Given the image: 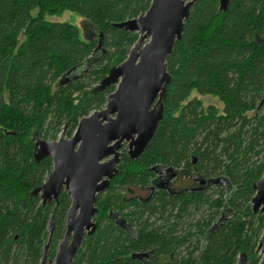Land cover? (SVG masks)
Here are the masks:
<instances>
[{
	"label": "trees",
	"instance_id": "1",
	"mask_svg": "<svg viewBox=\"0 0 264 264\" xmlns=\"http://www.w3.org/2000/svg\"><path fill=\"white\" fill-rule=\"evenodd\" d=\"M151 3L0 0V264H40L51 217L48 254L55 258L71 202L64 191L48 206L30 197L53 170L50 159L35 162L33 139L55 141L65 128L71 138L82 118L105 108L116 87L100 84L139 39L113 25L138 18ZM65 12L84 18L94 37L83 41L76 26L47 19ZM167 71L163 121L138 160L122 150L118 174L98 197L97 230L74 264H159L131 256L147 251L169 264H238L241 255L260 263L264 215H254L251 202L264 176V0H232L226 12L219 0H198ZM207 97L222 109L205 107ZM194 167L210 191L131 201L136 238L109 220L125 204L121 192L147 186L154 169Z\"/></svg>",
	"mask_w": 264,
	"mask_h": 264
},
{
	"label": "water",
	"instance_id": "2",
	"mask_svg": "<svg viewBox=\"0 0 264 264\" xmlns=\"http://www.w3.org/2000/svg\"><path fill=\"white\" fill-rule=\"evenodd\" d=\"M198 0H152L149 10L136 19L113 26L139 36L128 58L113 68L101 82L100 89L115 86L106 99L103 110L80 120L72 138L66 128L57 141L47 142L35 135L34 159L53 162L47 181L31 193L39 197L43 206L58 202L64 191L70 197L65 235L54 261L48 262L54 217L48 224L49 239L43 248L40 264H74L86 237L97 230L98 197L110 188L118 174L121 150L138 160L153 139L164 118L162 99L171 81L167 59L175 45L182 40L185 22ZM232 0H219L221 12H226ZM155 172L161 170L154 169ZM201 186L207 181L194 176ZM255 196L251 202L254 215H264V176L253 184ZM121 224V223H120ZM264 264V232L258 244ZM241 255L238 264H247Z\"/></svg>",
	"mask_w": 264,
	"mask_h": 264
},
{
	"label": "flooded vegetation",
	"instance_id": "3",
	"mask_svg": "<svg viewBox=\"0 0 264 264\" xmlns=\"http://www.w3.org/2000/svg\"><path fill=\"white\" fill-rule=\"evenodd\" d=\"M125 148L127 149L126 146H125ZM121 152H122V150H121ZM120 164H121V161H120ZM183 171H186V173L184 174ZM155 173H156L155 176L150 180V182L147 186L137 187V188H132V187L125 188V190L123 192H121L123 194V202L125 204L123 206H119L116 210H110V212H109V220L111 222H114L116 227H118L120 230H122L126 237L136 238L137 235L139 236V232L141 233L139 226L135 222L132 221V216H131L132 214L130 212V209L127 207L128 205H130L131 201L141 200L142 202H144V201L150 202L157 195H161V194H167L169 196H176V194L179 195L182 193L199 195L202 193V189L208 188L206 191L209 192L210 188L212 187L211 183L209 182L210 180L205 179L200 173H198L196 171L195 167L193 168L192 171H188V170L176 171V170L168 169V170H161V171L155 172ZM196 175H200L201 177H203L207 181V184L204 186H201V182L196 181L194 178V176H196ZM222 185L226 189L228 188L227 183L224 182V183H222ZM138 192H143V194H145L146 197H142ZM41 203H42V201H41ZM96 217H97V215H96ZM96 217H95V219H96ZM47 232H48V227H47ZM136 254H142L143 256H141V257L143 259H146V261L152 260V257H153L156 259V261L159 264H169L170 263L167 256L162 255V256L155 257L153 255L152 251H147L145 253H140V252L134 253V252H132L131 256L135 257ZM54 259H51L49 254H48V262L54 261ZM171 259H172V257H171ZM40 263H41V261H40Z\"/></svg>",
	"mask_w": 264,
	"mask_h": 264
},
{
	"label": "rangeland",
	"instance_id": "4",
	"mask_svg": "<svg viewBox=\"0 0 264 264\" xmlns=\"http://www.w3.org/2000/svg\"><path fill=\"white\" fill-rule=\"evenodd\" d=\"M32 15H36V11H33ZM47 19L49 21H52V22L69 23L71 25L76 26L80 30L81 38H82L83 41H89L90 38L92 39L94 37L95 30L86 22V20L84 18L78 16L75 13L65 12L62 15L55 16V17H48ZM203 99H204V102H205L204 103L205 107L213 105L215 107H219L220 109H222V105L217 99L212 98V97H207V98H203ZM60 136H61V134L58 136V139H59ZM57 140H55V141H57ZM46 141H48V140H46ZM48 142H53V141H48ZM122 150H125V147ZM138 193L142 197H146L145 194H143V192H138ZM196 219H197V216L195 217V220ZM256 256L258 258L261 257L260 253H257Z\"/></svg>",
	"mask_w": 264,
	"mask_h": 264
},
{
	"label": "bare ground",
	"instance_id": "5",
	"mask_svg": "<svg viewBox=\"0 0 264 264\" xmlns=\"http://www.w3.org/2000/svg\"><path fill=\"white\" fill-rule=\"evenodd\" d=\"M185 24H186V22H185ZM49 252V251H48Z\"/></svg>",
	"mask_w": 264,
	"mask_h": 264
}]
</instances>
